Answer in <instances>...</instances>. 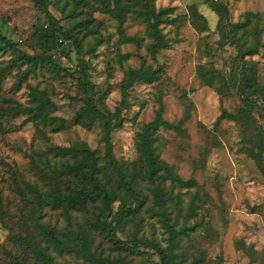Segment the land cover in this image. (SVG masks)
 <instances>
[{
  "label": "rangeland",
  "instance_id": "1",
  "mask_svg": "<svg viewBox=\"0 0 264 264\" xmlns=\"http://www.w3.org/2000/svg\"><path fill=\"white\" fill-rule=\"evenodd\" d=\"M220 4L228 10L230 25L245 23L264 26V0H157L156 5L172 7L171 25H164L170 39L169 48L158 55L163 72L153 84L137 83L129 95V105L123 109L124 127L113 134L114 153L118 161L132 165L139 159L136 134L141 126L153 121L163 102L164 118L174 124L182 119L183 133L165 127L160 128L158 152L162 159L172 165L184 180H197L190 188L175 187L176 200H181L180 225H197L184 241V249L198 254L206 253L211 264H261L239 245L253 244L264 253V175L258 165L244 149L241 126L233 120L218 122L223 109L236 112L242 104L241 97L232 89L222 98L215 87L205 85L198 74L199 66L221 72L227 79L231 71L242 64L243 51L251 43L237 39H224L219 30L221 14L215 8ZM103 0H86L76 5L75 0H50V11L66 28L73 27L87 16L93 18L89 28H82L83 49L78 53L73 46L53 53L50 64H38L35 72L26 79L23 75L28 64L10 67L18 54L0 46V107L7 105L6 99L17 100L30 105L31 87L45 89L57 104L56 115L71 121L70 127L40 138L34 123L26 116H4L0 111V209L7 211L6 224L0 222V264H17L16 258L27 264H40L29 248L13 239L9 227L18 234L33 231L39 239L42 235L36 222L28 219L29 205L21 194L28 193L24 179L34 182L31 172L30 154L48 145L72 146L85 143L104 156L103 123L97 122L91 129L75 124L76 112L83 106L74 100L80 96L78 88V61L84 57L91 67V80L97 84L101 94L97 95L99 105L115 110L122 99L121 83L130 67H139L145 58L148 64L157 67L148 45L144 22L127 19L121 23L114 15L102 11ZM197 5L208 22L206 30H198L191 21L190 7ZM259 24V25H258ZM47 25L46 15L33 0H0V35L15 41L20 49L29 54H38L40 31ZM245 26L239 29L243 34ZM133 39H142L139 45ZM100 45H98V42ZM243 47V48H242ZM72 48L71 58L66 52ZM246 59L255 61L258 79L264 84V33L257 54ZM21 87L17 89V85ZM258 124L264 129V110L254 112ZM133 169H130L132 171ZM146 194V184L139 186ZM147 202L136 216L118 232L122 239L137 235L156 239L168 246L169 233L161 218L153 216ZM194 210L190 213V206ZM122 206V200L114 205L115 212ZM95 208L91 209V214ZM74 213L71 226L80 230L86 225L84 216ZM112 214L108 219H112ZM23 218H27L24 221ZM64 228L67 220L56 211H49L41 220ZM179 249V248H178ZM133 254L112 245L104 233L97 232L92 246L96 256L121 259L131 264H159V257L152 250ZM179 251V250H178ZM57 264H92L86 257L74 254L57 256Z\"/></svg>",
  "mask_w": 264,
  "mask_h": 264
},
{
  "label": "trees",
  "instance_id": "2",
  "mask_svg": "<svg viewBox=\"0 0 264 264\" xmlns=\"http://www.w3.org/2000/svg\"><path fill=\"white\" fill-rule=\"evenodd\" d=\"M46 15L47 25L40 31L39 46L42 50L38 54H29L20 49L18 44L5 35H0V46L4 50H11L18 54L10 67H20L28 64L29 67L23 75L26 79L30 72L37 70L38 64L47 62L50 67L58 69L59 66L50 64L53 53L63 50L66 46H73L78 53L83 49V38L80 36L82 28H89L93 18L87 16L85 20L77 22L73 27L66 28L61 21L50 11V0H33ZM157 0H103L102 11L114 15L123 23L127 19L144 22L147 26V36L151 39L148 51L157 67L148 64L142 59L139 67H130L121 83L122 99L113 111L102 107L98 102L101 94L97 84L91 80V67L88 61L81 57L77 64L79 73L78 88L80 96L74 100L81 101L83 106L76 112L73 119L75 124L91 129L99 121L103 123V141L106 146L104 156H99L87 144L72 146L48 145L42 150L30 154L31 172L35 177L34 182L24 179L25 188L21 190L24 200L29 205L28 219L36 222L42 235L38 239L33 231L27 234H18L9 227L14 240L29 248L30 253L40 261V264H57V256L78 254L86 257L92 264H131L121 259H111L106 256H96L92 246L97 232L104 233L112 245L118 249L133 254L148 253L152 250L159 257V264H211L206 261V253L202 249L189 253L184 249V240L190 231H195L197 225H180L179 216L175 215L182 208L181 200H176L173 190L168 184L175 187L190 188L196 186L197 180L192 178L184 180L181 175L162 159L158 152L156 135L162 128L174 129L180 133L183 123L174 124L167 121L164 116L163 102L156 118L140 127L136 134V147L139 159L133 162L121 163L115 156L113 134L117 129L124 127L125 119L123 109L129 105L130 90L137 83L153 84L158 81L163 72L159 64V53L170 46V39L164 31V25H171L174 8L156 5ZM86 0H75L77 6ZM215 8L221 14L219 30L226 40L229 37L237 39L242 46V40L250 45L243 51L242 64L231 71L230 78L224 77L221 72L209 70L204 65L199 66L198 74L201 81L220 92L222 98L234 89L241 97L242 104L236 112L223 109L218 122L229 119L238 123L242 128L244 151L254 159L261 173L264 175V129L258 124L254 112L262 113L264 110V84L258 79V70L255 61L246 59L254 56L262 44L263 27L251 25V19L245 23L233 25L229 23L228 10L220 4ZM190 18L198 30H206L208 22L197 5L190 7ZM259 25V24H258ZM245 26L243 34L239 36V29ZM139 45L142 39H133ZM98 42V45H100ZM243 48V47H242ZM72 48L66 52L71 58ZM21 84L17 85V89ZM7 105L0 107L4 116H26L27 120L34 123L40 138H48L49 134L57 133L70 127L71 121L57 116V104L47 90L37 86L31 87L30 105L26 106L15 99L5 100ZM1 123V121H0ZM130 169H133L130 171ZM146 184L149 194L139 187ZM149 195L153 205L149 211L153 216L161 218L168 230V246L156 239L138 237L122 239L118 232L121 231L129 220L133 219ZM122 200V206L115 212L114 205ZM95 208L91 214V209ZM190 213L194 206H190ZM49 211H56L67 220V225L62 228L51 222H42ZM89 214L84 216L87 227L74 230L71 226L74 213ZM7 211L0 209V222L6 224ZM112 214V219H108ZM27 221V218H23ZM253 259L264 264V253L259 252L253 244L239 243ZM179 248V249H178ZM179 250V251H178ZM17 264H27L16 258Z\"/></svg>",
  "mask_w": 264,
  "mask_h": 264
}]
</instances>
